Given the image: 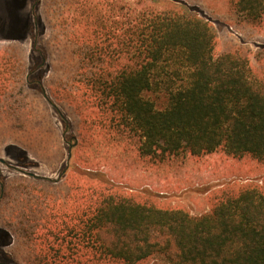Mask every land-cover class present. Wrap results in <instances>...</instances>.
Wrapping results in <instances>:
<instances>
[{
	"label": "trees",
	"instance_id": "trees-1",
	"mask_svg": "<svg viewBox=\"0 0 264 264\" xmlns=\"http://www.w3.org/2000/svg\"><path fill=\"white\" fill-rule=\"evenodd\" d=\"M17 2L18 22L0 32L1 118L17 117L23 127L40 121L44 87L70 120L63 119L64 131L75 134L76 152L101 135L151 165L218 152L264 165V73L248 49L216 57L218 34L206 17L175 5L40 0L34 13L45 56L34 85L21 43L35 34L36 21L21 14L27 0ZM229 5L237 27L264 28V0ZM46 112L36 138L52 164L22 142L0 151L10 158L21 151L62 176L56 182L13 172L3 180L0 230L11 238L13 264H264V177L224 184L210 210L196 216L155 191L125 192L79 164L76 153L64 166L67 138Z\"/></svg>",
	"mask_w": 264,
	"mask_h": 264
},
{
	"label": "rangeland",
	"instance_id": "rangeland-1",
	"mask_svg": "<svg viewBox=\"0 0 264 264\" xmlns=\"http://www.w3.org/2000/svg\"><path fill=\"white\" fill-rule=\"evenodd\" d=\"M16 2L17 0H0V32L1 29H4L5 33H8L6 29L9 30L13 24L18 22L16 16L12 13L13 5ZM27 2L29 12L21 10V14L26 13V15L30 16V19L36 21L37 18L32 9L35 0H27ZM124 2L132 6L136 5L139 10L149 8L151 5L157 8L175 5L180 9L184 7L192 9L199 15L204 13L203 15L210 20L218 34L215 56L218 57L223 52L234 50L237 47L248 49L253 68L257 72L260 71L261 74L264 73L262 66L264 65V28L260 30V28H254L249 25H245L244 29H241V25L237 27L238 21L233 16L229 0H124ZM35 27V34H28V40L21 43L30 58L29 66L32 72L28 79H31L34 85L39 81L41 69H39L38 64L44 60L45 54L42 53V45L46 41V36L41 34L38 24ZM1 39L2 35L0 34V43ZM38 85L40 86L42 83ZM42 95L47 106H44L43 101L39 106L40 121L37 118H32L23 127L18 123L19 121L21 123L20 119L18 122L13 121L17 117L10 118L7 114V119L0 118V151H5L8 146L10 148L14 144L19 145L22 142L27 145V150L31 155L43 162L52 164L55 159H50L51 153L48 156L44 148V146H48L40 143L39 141L41 140L36 138L40 134L38 131L43 128L41 120L43 122L49 120L45 117L47 116L46 109L48 107L50 120L56 124L62 136L67 138L64 144L67 151L64 166L68 167L75 163L76 160L73 153H76L79 164L88 170L103 172L111 181L121 185L125 192L131 193L144 189L155 191L160 193L162 201L172 206L184 207L196 216L207 213L210 210L211 196L217 189L222 188L224 184L227 185L235 181L240 183L256 181L260 184V180L264 177V165L249 157L232 159L223 152L203 156L200 159L186 156L183 159L180 158L172 162L151 165L150 163L142 162L131 148L125 149L117 141L114 142L108 137L105 138L101 135L95 136L92 142L86 144L85 147L80 145L81 147L76 152L78 142L74 138L75 134L72 130L64 131L63 119H67L68 123L70 120L52 102L44 87L42 88ZM84 106L81 104V111L88 117L89 111H86ZM38 125L39 127H37ZM85 134L89 135L90 133L86 131ZM71 152L72 158L70 156ZM80 157L83 163H80ZM7 161L15 166H20L13 159H7ZM28 162L31 164L27 168L28 171L56 180L60 176L59 172L53 173L47 170L43 164L31 156H28ZM2 170L3 175L6 177L12 174V171L5 166H2ZM149 264L168 263L159 258L152 260Z\"/></svg>",
	"mask_w": 264,
	"mask_h": 264
},
{
	"label": "flooded vegetation",
	"instance_id": "flooded-vegetation-1",
	"mask_svg": "<svg viewBox=\"0 0 264 264\" xmlns=\"http://www.w3.org/2000/svg\"><path fill=\"white\" fill-rule=\"evenodd\" d=\"M39 2L40 0H37V3L33 5L32 9L34 12ZM17 3L19 4V2ZM36 25H37V20H36ZM12 157L13 158L11 159L18 162L19 163L18 165L20 166H17V165L15 166L9 163L6 160V158L0 157V198L3 196V192H4L3 180L6 178V176L3 175L2 166L9 168L10 171H12V174L13 172H19L20 174L27 175V176H33V177L41 176L36 173H33L32 171L27 170V168H29V165L31 164L28 162V156L27 155L25 156L21 151L16 152V153L14 152ZM9 239H11L9 235H7L4 231L0 230V264H13L11 257L8 255L6 251L7 247L9 246Z\"/></svg>",
	"mask_w": 264,
	"mask_h": 264
},
{
	"label": "crops",
	"instance_id": "crops-1",
	"mask_svg": "<svg viewBox=\"0 0 264 264\" xmlns=\"http://www.w3.org/2000/svg\"><path fill=\"white\" fill-rule=\"evenodd\" d=\"M3 44H6V43H0V45H3ZM1 118V117H0ZM15 143V142H14ZM0 157H3V158H6L7 159H11L10 157H8L7 155L3 154V153H0ZM44 165V164H43ZM45 166V165H44ZM46 167V166H45ZM47 170H49L47 167H46ZM46 177V176H44ZM49 178V177H48ZM7 251V250H6Z\"/></svg>",
	"mask_w": 264,
	"mask_h": 264
},
{
	"label": "water",
	"instance_id": "water-1",
	"mask_svg": "<svg viewBox=\"0 0 264 264\" xmlns=\"http://www.w3.org/2000/svg\"><path fill=\"white\" fill-rule=\"evenodd\" d=\"M203 14H204V13H203ZM203 14H202V16L205 17V15H203ZM208 20H209V19H208ZM70 156H71V155H70ZM61 177H62V176L60 175L59 178L56 180V182H58V181L61 179Z\"/></svg>",
	"mask_w": 264,
	"mask_h": 264
}]
</instances>
